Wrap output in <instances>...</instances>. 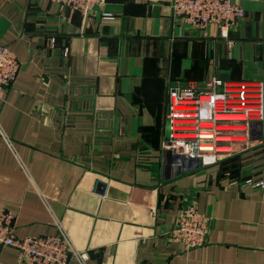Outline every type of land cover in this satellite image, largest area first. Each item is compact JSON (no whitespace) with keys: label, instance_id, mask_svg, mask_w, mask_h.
I'll use <instances>...</instances> for the list:
<instances>
[{"label":"crops","instance_id":"obj_1","mask_svg":"<svg viewBox=\"0 0 264 264\" xmlns=\"http://www.w3.org/2000/svg\"><path fill=\"white\" fill-rule=\"evenodd\" d=\"M231 1L244 17L224 38L187 27L172 0H106L86 19L51 0H0V45L19 63L0 100V210L18 236L62 230L84 264H264V186L165 148L169 91L216 81L218 93L244 86L259 113L213 127H244L264 148V0ZM191 204L210 229L185 249L168 233ZM0 264L22 263L5 246Z\"/></svg>","mask_w":264,"mask_h":264},{"label":"built area","instance_id":"obj_2","mask_svg":"<svg viewBox=\"0 0 264 264\" xmlns=\"http://www.w3.org/2000/svg\"><path fill=\"white\" fill-rule=\"evenodd\" d=\"M51 1L60 7L77 11L83 18H89L96 12L103 13L106 2V0ZM171 7L173 15L187 27L203 30L207 25H215L220 36L224 38L229 27L244 16V10L231 0H172ZM18 71L19 63L14 52L8 46L0 45V100L15 80ZM216 87L215 82L214 85H207L200 91L193 86H186L169 92L171 103L168 118L171 130L165 148L172 151L178 160L194 165L215 164L217 157L213 152V146L200 145L201 138L207 136L201 134V130L210 125L207 129L211 131L213 125L219 122L218 118L236 115V108L230 103L232 100L236 99L243 105L248 104L249 98L244 86L240 91L233 93L227 91L218 93ZM187 122H192L191 131L185 128L184 123ZM177 124L183 128H175ZM190 132L193 133L192 136L188 134ZM210 133L208 137H212L216 132L213 130ZM255 185L264 186L263 179ZM209 229L208 217L201 214L195 204H191L179 211L177 224L170 229L168 240L181 243L185 249H191L207 241ZM5 246L17 250L22 264H70L72 260H79L84 264L88 259L86 252L73 248L70 239L62 230L55 234L18 236L14 229L12 213L0 210V248Z\"/></svg>","mask_w":264,"mask_h":264},{"label":"rangeland","instance_id":"obj_3","mask_svg":"<svg viewBox=\"0 0 264 264\" xmlns=\"http://www.w3.org/2000/svg\"><path fill=\"white\" fill-rule=\"evenodd\" d=\"M102 12L104 11L102 10ZM216 83H217V87L221 86V83H219V81H216ZM201 89L202 88L198 89V91H200ZM245 90L247 91L246 95L249 98L248 104L246 103L243 105L241 102H239L236 99L232 100V102L230 103L233 104L234 108H238V109H235L237 112L236 114L237 116L235 117L243 116L244 119L240 121L246 122L247 120H249L250 122L252 120H255L256 117H258L259 111H258V105H255L256 101H254V96L251 94V92L248 89H245ZM233 92H234V88L227 89V93H233ZM169 108H170V105H169ZM168 123L170 124L169 120H168ZM184 124L186 126L185 128H187L188 131H191L192 122H187ZM178 125L180 124H177L175 128H183L181 125L180 126ZM233 125L234 124H225L222 126L212 127L210 130L211 131L214 130L215 132L237 130V133L230 134V135H226L222 133H215L213 134L212 137L205 136L201 138L200 145L202 147L213 146L214 148L213 152H215L216 157H217L216 163L221 165V167L224 169L225 175L231 178H235L237 180L247 179L245 180L246 182L248 183L253 182L255 184L256 182L260 180V178H252V177L254 176L256 177L255 173L256 171H258L257 170L258 166L260 167V160L261 162H264V148L259 149L258 144L256 142L242 135V132L241 133L239 132V130H244L245 129L244 127H241V126L234 127ZM209 126L210 125H206L204 129L201 130V134L209 135V133L211 132L207 129V128H210ZM169 129L171 130L170 126H169ZM188 134L191 136L193 135L192 132ZM191 136H188V137L192 138ZM180 147L181 149H183V146H180ZM183 150H185V148Z\"/></svg>","mask_w":264,"mask_h":264},{"label":"bare ground","instance_id":"obj_4","mask_svg":"<svg viewBox=\"0 0 264 264\" xmlns=\"http://www.w3.org/2000/svg\"><path fill=\"white\" fill-rule=\"evenodd\" d=\"M236 109H238V108H236ZM235 116H237V115H231V116H227V117H221V118H218L217 120H219V121H240V120H234V119H227L228 117H235ZM207 136H210V135H207Z\"/></svg>","mask_w":264,"mask_h":264}]
</instances>
